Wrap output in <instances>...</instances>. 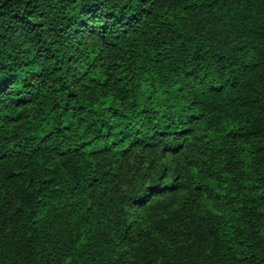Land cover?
<instances>
[{
	"label": "trees",
	"instance_id": "16d2710c",
	"mask_svg": "<svg viewBox=\"0 0 264 264\" xmlns=\"http://www.w3.org/2000/svg\"><path fill=\"white\" fill-rule=\"evenodd\" d=\"M0 264H264V0H0Z\"/></svg>",
	"mask_w": 264,
	"mask_h": 264
},
{
	"label": "rangeland",
	"instance_id": "374dc122",
	"mask_svg": "<svg viewBox=\"0 0 264 264\" xmlns=\"http://www.w3.org/2000/svg\"><path fill=\"white\" fill-rule=\"evenodd\" d=\"M88 23H89V24H86V27H87V28H90V27H91V25H90L91 23H90V22H88Z\"/></svg>",
	"mask_w": 264,
	"mask_h": 264
}]
</instances>
